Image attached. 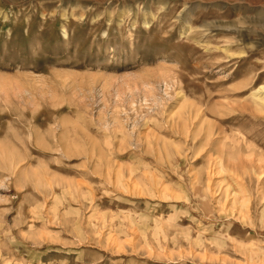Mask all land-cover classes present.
I'll return each mask as SVG.
<instances>
[{
  "label": "rangeland",
  "instance_id": "374dc122",
  "mask_svg": "<svg viewBox=\"0 0 264 264\" xmlns=\"http://www.w3.org/2000/svg\"><path fill=\"white\" fill-rule=\"evenodd\" d=\"M0 264H264V0H0Z\"/></svg>",
  "mask_w": 264,
  "mask_h": 264
},
{
  "label": "bare ground",
  "instance_id": "6f19581e",
  "mask_svg": "<svg viewBox=\"0 0 264 264\" xmlns=\"http://www.w3.org/2000/svg\"><path fill=\"white\" fill-rule=\"evenodd\" d=\"M238 185H240V184H238ZM231 186H232L231 184H228V186L225 188V190H224L225 196L226 197L231 196V198L234 199L233 200V207H235L237 204H240L238 214L241 215V217L243 218L244 216H246L247 213H249L250 199H249V197H247L248 195L245 196V198L240 197L241 196L240 193H238L237 190L234 189V187L231 188ZM230 188H231V190H230ZM251 224H252V222H251Z\"/></svg>",
  "mask_w": 264,
  "mask_h": 264
}]
</instances>
